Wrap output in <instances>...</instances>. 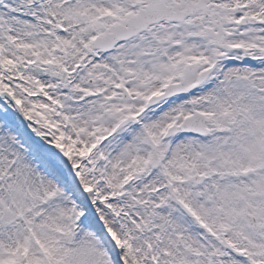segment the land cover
<instances>
[{
    "label": "snow or ice",
    "instance_id": "snow-or-ice-1",
    "mask_svg": "<svg viewBox=\"0 0 264 264\" xmlns=\"http://www.w3.org/2000/svg\"><path fill=\"white\" fill-rule=\"evenodd\" d=\"M0 264H264V0H0Z\"/></svg>",
    "mask_w": 264,
    "mask_h": 264
}]
</instances>
